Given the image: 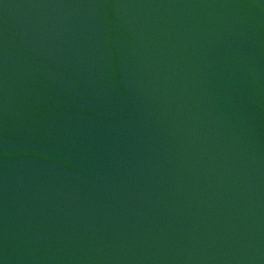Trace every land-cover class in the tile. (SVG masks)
Instances as JSON below:
<instances>
[{"label":"water","instance_id":"95a60500","mask_svg":"<svg viewBox=\"0 0 264 264\" xmlns=\"http://www.w3.org/2000/svg\"><path fill=\"white\" fill-rule=\"evenodd\" d=\"M0 264H264V0H0Z\"/></svg>","mask_w":264,"mask_h":264}]
</instances>
